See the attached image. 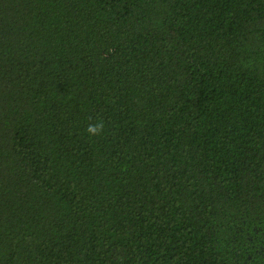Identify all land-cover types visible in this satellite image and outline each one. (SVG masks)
<instances>
[{
  "label": "trees",
  "instance_id": "obj_1",
  "mask_svg": "<svg viewBox=\"0 0 264 264\" xmlns=\"http://www.w3.org/2000/svg\"><path fill=\"white\" fill-rule=\"evenodd\" d=\"M0 264H264V0H0Z\"/></svg>",
  "mask_w": 264,
  "mask_h": 264
},
{
  "label": "clouds",
  "instance_id": "obj_2",
  "mask_svg": "<svg viewBox=\"0 0 264 264\" xmlns=\"http://www.w3.org/2000/svg\"><path fill=\"white\" fill-rule=\"evenodd\" d=\"M104 122L97 121L95 124H89L87 127V133L90 136H98L101 135L104 131Z\"/></svg>",
  "mask_w": 264,
  "mask_h": 264
}]
</instances>
